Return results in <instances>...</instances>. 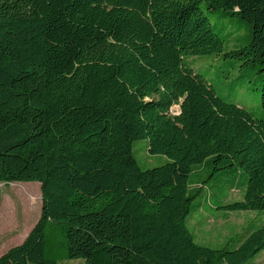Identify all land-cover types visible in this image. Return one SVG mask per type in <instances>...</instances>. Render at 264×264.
<instances>
[{"label": "trees", "instance_id": "16d2710c", "mask_svg": "<svg viewBox=\"0 0 264 264\" xmlns=\"http://www.w3.org/2000/svg\"><path fill=\"white\" fill-rule=\"evenodd\" d=\"M204 1L247 22L249 45L225 52ZM199 56L259 65L264 110V0H0V203L3 183L42 192L38 222L0 264H249L264 252V223L232 250L199 244L187 224L204 188L190 177L209 162L247 177L224 210L264 211V119L219 97ZM137 140L168 162L142 169Z\"/></svg>", "mask_w": 264, "mask_h": 264}, {"label": "rangeland", "instance_id": "374dc122", "mask_svg": "<svg viewBox=\"0 0 264 264\" xmlns=\"http://www.w3.org/2000/svg\"><path fill=\"white\" fill-rule=\"evenodd\" d=\"M208 1L202 9L209 17L214 30L224 42L225 52L241 49L249 45L252 27L238 16L222 10L209 12ZM194 70L203 75L219 97L248 110L256 119H264L261 104L262 73L260 66L243 65V61L223 56H199L191 58ZM178 115V105L172 108ZM134 156L144 170L159 167L168 162L162 155L149 152L147 140H137L133 145ZM247 177L239 168L213 171L212 164L196 167L190 177V184H203L192 202V212L188 226L201 245L221 248H236L241 240L264 223V211L228 212L222 207L243 201ZM0 203V255L24 242L38 222L42 209L41 185L38 182L1 184ZM34 197V198H33ZM34 199V201H33ZM59 232L47 230V256L62 257V239ZM61 264H85L83 260H65ZM249 264H264V252Z\"/></svg>", "mask_w": 264, "mask_h": 264}, {"label": "water", "instance_id": "95a60500", "mask_svg": "<svg viewBox=\"0 0 264 264\" xmlns=\"http://www.w3.org/2000/svg\"><path fill=\"white\" fill-rule=\"evenodd\" d=\"M180 113H181V111H180Z\"/></svg>", "mask_w": 264, "mask_h": 264}]
</instances>
